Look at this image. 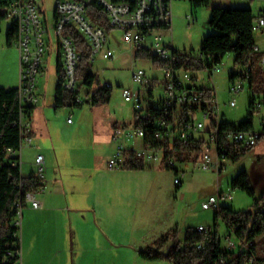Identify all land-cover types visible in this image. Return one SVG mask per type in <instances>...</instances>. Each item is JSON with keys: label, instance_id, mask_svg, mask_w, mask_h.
Returning <instances> with one entry per match:
<instances>
[{"label": "rangeland", "instance_id": "rangeland-1", "mask_svg": "<svg viewBox=\"0 0 264 264\" xmlns=\"http://www.w3.org/2000/svg\"><path fill=\"white\" fill-rule=\"evenodd\" d=\"M35 1L42 6L51 26L55 18L56 0ZM172 2L173 29L172 35L166 36V40H172L177 50L193 54L201 51L205 36L217 32L208 24L212 7H251L255 18L259 12L264 14V0H211L209 6L198 9L195 15L188 0ZM9 24L10 18L0 24V76L7 70L12 59L13 51L10 48H17L16 45L8 46L6 42ZM107 34L106 47L113 49L115 56L108 59L102 54L97 55L96 60L92 61L91 71L98 75L102 84L111 83L110 104L93 107L85 102L81 107L61 108H55L53 105V108L49 109L50 113L44 115V118L39 117L42 123L47 121L53 129L51 142L60 149L61 175L64 177L66 189L72 194L77 184L87 185L86 192L80 190L87 197L79 192L72 194L80 199H87V208H91L85 226L87 242L83 237L84 222H71L68 211L63 210L62 202L53 204L56 206L55 211L43 218L46 220L42 228L45 234L35 228L28 238L22 236L23 264H47L49 261L53 264H170L165 260L145 259L140 253L154 246L163 234L174 229L172 225L179 229L181 239L189 227H197L200 223L213 227L215 210L203 209L202 203L219 191L231 193L232 199H223L222 202L235 210L254 209L253 199L245 191L232 188V180L241 171L247 170L250 173L257 195L263 189L264 135L239 160L227 159L226 167L219 173L202 170L199 164L196 165L192 161L187 165L179 163L178 167L186 170L179 189L174 183L176 168L167 169L163 164L149 163L144 169L110 168V123L134 120L133 104L125 101L121 86L132 85V73L136 69L142 68L148 75L159 74L160 71L151 58L136 57L135 51L124 40L121 30L108 28ZM50 35L56 38L51 30ZM254 37L259 47L258 52L264 53V31H254ZM47 50L52 51V58L44 74L38 77V93L42 96L41 100L52 103L58 80L56 63L59 48L54 42ZM238 69L240 67L234 65V54L231 53L223 58L219 70L214 73V83H208L206 70L200 73V77L204 78L200 84H208L214 88L221 119L235 125H239L247 117L251 92L248 83L238 93L233 94L230 91V74ZM88 90V86H82L81 94L85 95ZM154 94L158 99L163 95V90L156 87ZM233 98L236 99V106L229 103ZM263 118L264 108L254 117L258 131H263ZM29 148L31 147L24 148V158L29 165L24 164L23 173L35 174L36 165L31 158L33 149ZM44 151L47 155L45 172L47 174L50 168L48 177L52 178L51 171L55 176L57 173L55 155L53 149ZM125 184H128L125 189L116 188ZM152 185L155 187L153 191ZM102 186H108L110 189H101ZM261 208L264 209V206ZM82 219L85 218L82 216ZM77 232L80 236L77 238L78 246V241L75 242V238L72 239L71 236ZM218 234L221 247L225 249L228 246L226 237L229 232L222 220H219ZM254 243L258 258L264 260V233ZM261 264H264V261Z\"/></svg>", "mask_w": 264, "mask_h": 264}, {"label": "built area", "instance_id": "built-area-1", "mask_svg": "<svg viewBox=\"0 0 264 264\" xmlns=\"http://www.w3.org/2000/svg\"><path fill=\"white\" fill-rule=\"evenodd\" d=\"M173 0H56L55 18L51 26L48 23L42 6L35 0H13L4 6L9 18L17 22V34L15 45L19 51V102L20 118L15 125L20 127L19 148H8L10 154L20 156L14 165H21L22 150L31 146L33 135L30 128V119L25 109L39 103L38 77L43 75L47 68V49L54 42L59 48V58L66 76L64 88L69 91H78L76 102L84 104L85 95L81 94L82 82L76 77L77 66L80 61V53L71 36L64 33L67 26L76 30L90 46L91 62L96 56L102 54L104 58H114L115 52L106 47L108 40L107 28L94 21L88 6L95 5L104 13L110 28L123 32L126 43L135 51L144 49L152 52L159 62L160 73L148 75L140 68L132 73V85L121 86L122 96L126 102L133 104L134 120L131 124H120L113 129L112 141L114 150L108 160L112 169L125 168L134 158L142 160L145 164L165 163V157L173 153L178 142L192 139H203L200 155H193L191 160L202 170L221 172L225 167V153L220 154L221 141L232 143L238 147L255 146L264 135V118L262 120L263 131L227 129L220 132L222 122L219 111V102L216 93L212 98L207 97L208 84H200L204 78L200 77L203 71L177 67L173 62L176 47L173 41H167L166 36L172 35ZM50 30L56 38L49 36ZM254 31H264V14L258 13L253 23ZM255 50H259L256 46ZM183 53V52H182ZM201 61L208 72V83H214L213 75L219 70L220 64L212 67L206 63V58L200 52L187 54ZM264 66V58L261 60ZM248 69L241 68L232 82L230 91H241L248 79ZM104 85L112 87L111 83ZM159 87L163 95L159 97L158 114L152 110L149 102L148 89ZM214 89V88H212ZM215 92V91H214ZM157 101V102H158ZM236 106V99L230 102ZM264 108V94L256 99L255 109L261 111ZM154 124L156 130L152 137L146 140L148 128L146 124ZM140 141V144L138 143ZM224 150V149H223ZM191 161H178L175 157L167 158V164L176 168L174 183L183 184L185 169L178 167L179 163ZM37 178L45 183V156L38 154L35 158ZM43 188V187H42ZM40 190V189H38ZM38 190L25 191L17 203L18 212L15 221L21 230L23 209L27 204L34 208L40 206V201L34 193ZM223 199H232L231 193L219 191L211 195L202 203L203 209L220 208ZM197 231L210 234V227L200 224ZM227 248L237 250L240 241L232 234L226 237ZM205 242L197 244L198 249L205 248ZM246 264H256L255 258H251Z\"/></svg>", "mask_w": 264, "mask_h": 264}, {"label": "trees", "instance_id": "trees-1", "mask_svg": "<svg viewBox=\"0 0 264 264\" xmlns=\"http://www.w3.org/2000/svg\"><path fill=\"white\" fill-rule=\"evenodd\" d=\"M13 0H0V24L9 18L3 12V7L10 4ZM192 8L193 15L197 10L209 6L211 0H188ZM91 17L100 25L110 28L102 10L95 5L88 6ZM255 15L250 7H212L209 26L217 32L209 34L202 40L200 53L206 58L208 67L214 64H221L227 54H234V65L241 68H247L249 71L246 83L251 90L248 103V114L239 125L222 120L220 132L227 129L254 130V117L259 113L255 109L256 99L264 94V66L261 60L264 57L263 52L255 50L257 46L254 37L253 23ZM64 33L71 36L77 45L80 53V61L76 70V77L82 82V86H88L86 101L92 106H101L110 102L112 98V87L104 85L99 80L97 74L92 73L91 49L86 40L72 27L67 26ZM17 34V22L10 18V24L6 34L8 46L15 45ZM188 52L176 49L173 62L177 67L183 66L185 69L201 71L205 66L201 61L188 56ZM136 57L146 56L152 59L155 66L159 62L151 51L144 49L135 50ZM238 70L230 74L231 82L234 81ZM57 85L55 90V108L61 107H81L83 104L76 102L78 91H69L64 88L66 76L63 71L60 60L57 66ZM95 90L92 91V88ZM245 87V86H244ZM207 97L210 99L214 95V89L207 88ZM150 95L149 102L155 104L152 110L158 114L159 98L154 99L153 88L148 89ZM158 101V102H157ZM19 89L17 87L0 86V264H22V247L20 228L16 226L18 207L17 203L21 199L23 192L38 190L44 187V184L35 174L24 176L21 172V165L13 163L20 160V156L10 154L8 148H19L20 145V127L15 125L20 118ZM35 106H29L25 109L27 117L30 119ZM148 133L146 140L152 137L156 126L146 124ZM263 135L259 139H262ZM258 141V142H259ZM203 139H192L178 142L173 150L165 157V167L175 169L167 164V158L175 157L178 161H191L194 154L197 157L202 151ZM220 154L224 152L227 159L233 161L239 160L254 146L238 147L232 143L221 141ZM146 164L137 158H134L125 169H144ZM177 173L175 169V174ZM232 188H239L245 191L252 199L254 209L235 210L228 205H222L215 210L214 225L210 227V234H204L197 231V227H189L180 238L179 229L175 227L163 234L154 246L141 251V256L145 259L165 260L170 264H246L251 258H255L256 264H261L264 260L258 258L256 253V244L254 241L264 233V185L259 195H257L251 175L247 170L241 171L231 182ZM179 189L182 185H176ZM219 220H222L229 234H232L240 241L237 250L223 249L221 247V238L218 234ZM228 234V235H229ZM205 242L204 249H198L197 244ZM170 244V246H169ZM169 246V247H168ZM168 247L167 252L163 249Z\"/></svg>", "mask_w": 264, "mask_h": 264}, {"label": "crops", "instance_id": "crops-1", "mask_svg": "<svg viewBox=\"0 0 264 264\" xmlns=\"http://www.w3.org/2000/svg\"><path fill=\"white\" fill-rule=\"evenodd\" d=\"M172 9H173V17H174L173 5H172ZM52 45H50L48 48H51ZM10 49L13 51L12 52L13 56H12L10 63H8L9 65L7 67V70L4 72L3 75L0 76V78H1L0 79L1 80L0 86L17 87V85L19 83V51L17 48H16L17 50L15 48H10ZM51 58H52V51L49 52L47 50V54H46L47 65H48V62L51 60ZM59 60H60V58L58 57L57 63H56V74H57V66H58ZM83 86H85V85H83ZM55 90H56V88H55ZM39 97H40V101L36 105L34 110L32 111L31 118H30V128H31L32 135H33V142H32L31 146H26V147H31L29 149H33L32 150L33 155L31 157L33 160L32 161L33 164L35 163V158L38 154H43L45 156V163H46L47 155L45 154L44 150L45 149H51V150L53 149V152L55 155L54 159H55V162H57L56 166H55L57 173L55 176V173L53 171H51L50 174L51 175L53 174L52 175L53 177L52 178L48 177L49 171H50L49 170L50 168H49L47 171V174H46L44 187L41 188L40 190L36 191L37 193L36 192L34 193L35 197L40 201V206L38 208H34L31 204H27L23 209V217L22 218H24V220L22 221V226H21L22 228L20 230L21 247H22V236H23V238H28V236H30L32 234L31 233L32 230H34L35 228H38L42 231V228L44 227V222L46 221L45 219L43 220L44 216L46 214L51 213L52 211H55L56 206H54L53 204L57 205L59 202H62L63 210L65 212L68 211L69 219L71 222L75 221L77 223V222H79V220L84 222V232H83L84 235H83V237L87 242V231H85V226L87 225V215L90 214L91 208L90 207L87 208V202H88L87 199L85 200V198L80 199L76 196H72V194L78 193V192L86 195L84 192H81L80 190H83L86 192L87 185H85L84 183L83 184H80V183L77 184L75 186V191L72 194L70 193L68 188L66 189V187L64 185V181H63L64 177H62V175H61L62 174V168L60 166V161H59L60 149L55 145L54 142H51L53 140V135H52L53 129H51L52 127H50V125L47 121H44L42 123L39 119L40 116H42L44 118V115H47L48 113H50L49 109H52L53 105L55 107V93H54V101L52 103H50L48 101L41 100L42 96L40 93H39ZM105 105H107V104H105ZM93 107H99V106H93ZM130 123L132 124L133 120H132V122H119V121L112 122L111 121V123H110L111 133H110V136L108 138V144H110V156H111V154L114 150V147H115V144L112 141V137H111V134L113 133V129L117 125L130 124ZM138 143L140 144V141H138ZM24 148L22 150V155H21V158L23 160L21 172L24 176H29V175H31V173L30 174H24L23 173L24 164L26 162H28L24 158ZM61 152H63L62 149H61ZM26 164L29 165V163H26ZM185 164L187 165L188 163H185ZM159 165H162V164H159ZM123 169H125V168H123ZM57 174H59V175H57ZM127 185L128 184H125L121 187L118 186L116 188L125 189L127 187ZM100 188L104 189V190L110 189L108 186H102ZM176 188H177V186H176ZM151 189H152V191L155 189L154 185H152ZM184 195H185V193H183V197H184ZM124 196H126V193H124ZM86 197H87V195H86ZM222 205H228V204L222 202ZM228 206H230V205H228ZM82 216L85 219H82ZM200 224H202V223H200ZM174 226L172 225V228H175ZM42 234H45V233L42 231ZM71 236H72V239L75 238V240H76V241L74 240L75 242H77L78 241L77 238L80 237L78 232H77V234L74 233ZM78 243H79V241L77 242V246H78ZM75 245H76V243H75ZM167 250H168V247L164 248L163 252H167ZM22 256H23V247H22ZM22 264H23V262H22ZM47 264H53V262L49 261ZM73 264H87V263L73 262Z\"/></svg>", "mask_w": 264, "mask_h": 264}]
</instances>
